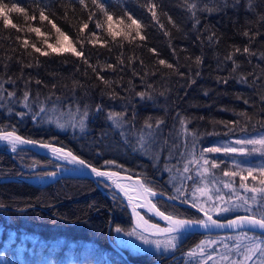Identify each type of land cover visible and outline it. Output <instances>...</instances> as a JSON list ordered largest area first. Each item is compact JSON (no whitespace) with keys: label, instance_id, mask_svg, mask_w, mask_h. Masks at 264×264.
Returning a JSON list of instances; mask_svg holds the SVG:
<instances>
[{"label":"trees","instance_id":"trees-1","mask_svg":"<svg viewBox=\"0 0 264 264\" xmlns=\"http://www.w3.org/2000/svg\"><path fill=\"white\" fill-rule=\"evenodd\" d=\"M3 2L9 6L16 3L26 10L27 16L10 14L17 28L5 27L0 18V96L4 97L0 100V128H15L28 138L55 142L97 167L140 176L155 191L167 197L177 196L181 202L187 199L190 204L189 195L197 182L193 171L198 164H189L188 173L183 167L193 155L199 159L204 148L213 147L219 140L264 132V100L261 99L264 96V59L261 58L264 0H97L113 17L112 31L122 33L115 37L109 32L104 12L92 0H84V4L80 0ZM192 4L195 8L189 7ZM41 8L69 36L77 50L81 49L77 36L84 39L83 52L88 63L70 52H51L48 44L55 47L58 34L48 21L40 20ZM152 11L156 12L155 18ZM128 14L140 22L141 34L146 39L136 36L135 26L126 27L131 23ZM32 15H36L35 20L28 18ZM84 23L88 28L80 32ZM97 23L101 24L100 28H96ZM34 27L40 28L43 35L31 31ZM125 32H130V36L123 35ZM33 44L49 55L36 52ZM245 47L249 53L243 52ZM237 48L241 51L236 52ZM229 55L232 59L226 58ZM197 57L202 63L196 62ZM160 60L174 67L161 65ZM109 64L115 70L108 68ZM97 73L110 85L98 79ZM25 91L30 93L28 108L24 107ZM113 91L118 95L110 98ZM8 92H14L15 96L8 97ZM138 92L149 93L152 99H141ZM76 104H87L90 108L83 133L71 129L57 132L44 124L45 115L55 110L67 113L68 106ZM41 105L46 111L34 119ZM96 105H102L103 110L97 112ZM21 112L25 113L22 117L17 115ZM109 112H127L130 123L123 129L115 128L107 119ZM148 118L153 124L157 119L163 120L150 150L143 153L136 143H128L127 148L130 145L135 149L129 154L130 159H119V167L105 166L104 155L92 143L98 144L111 131L117 137L122 133L126 139L138 138ZM181 118L195 135L184 134ZM21 147L22 151L13 153L9 145L0 143V177L34 180L38 176L45 178L46 172L59 173L72 167L47 153ZM33 164L36 167H30ZM240 169L220 164L214 172L222 170L223 175V171ZM172 176L176 178L173 182ZM187 176L193 180L186 179ZM223 178L240 195H252L239 188V176L223 175ZM204 182L215 186L209 189L211 195L216 189L222 192L218 183H208L206 179ZM246 183L250 187L260 186L251 178ZM177 188L184 194L177 193ZM227 193L232 195V189L227 188L224 195ZM150 199L168 214L203 218L198 210L185 205L158 196ZM199 200L206 205L207 197L200 196ZM211 202L218 201L213 197ZM238 212L246 213L243 207H238L225 216H212L226 218ZM143 213L149 221L161 224ZM117 226L124 231L133 227L129 212L122 197L100 179L66 175L45 184L17 179L0 181V264H233V256L243 254L242 247L249 243L239 238L241 230L186 232L176 249L165 254L132 252L124 247L121 253L112 245L116 243ZM254 234L264 239V234L248 231V236ZM218 236L221 238L203 254L187 255L204 238ZM219 254L227 259L221 255L218 258ZM209 256L212 258L208 259ZM253 261L259 264L257 257L246 264Z\"/></svg>","mask_w":264,"mask_h":264},{"label":"snow or ice","instance_id":"snow-or-ice-1","mask_svg":"<svg viewBox=\"0 0 264 264\" xmlns=\"http://www.w3.org/2000/svg\"><path fill=\"white\" fill-rule=\"evenodd\" d=\"M94 4H97V0H92ZM81 4H84V0H80ZM97 6L101 9V11L104 12L105 16L107 17L108 21V29L109 32L113 37L117 35H121L120 32H113L112 31V24L111 21L113 19L112 15H110L103 4H97ZM155 5H152V9H155ZM190 8H195V4H192L189 6ZM11 13H23L27 16L26 10L22 7H19L16 3H11V6H9L8 3H4L3 0H0V18L3 20V24L5 27L11 26L12 28H17V25L12 22V20L9 18ZM153 18L156 17V12L152 11ZM29 19L35 20L36 15H32L28 17ZM39 18L41 21H48L49 24H51L52 28L55 29L56 33L58 34L56 46L54 47L52 44H48V48L51 50L52 53L56 54H63L65 52H70L73 56L80 57L83 59L84 63H88V58L84 56L83 52V45H84V39L80 36H77L76 42L81 45V49L77 50L76 46L71 42L69 36L61 30L50 18L48 15L45 14V10L41 8L39 10ZM128 20L131 21L130 24L126 25L128 29H132L133 26H135L136 30V36L140 38V40L146 39L144 35L141 34V24L138 20L134 19L130 14L127 15ZM91 19V17H90ZM169 22L171 21V17H169ZM121 23H123V20H121ZM101 24L97 23L96 28H100ZM163 27V25H161ZM88 28V24L84 23L82 28L80 29V32H83L84 29ZM31 31L35 32L37 35H43L41 33L40 28L34 27L31 28ZM92 35H95L93 32ZM126 37L130 36V32L123 33ZM245 36L248 35L247 32L244 33ZM132 39H135V37H132ZM64 41H68L67 44L64 43ZM47 42V41H45ZM89 43H93V41H88ZM25 45H27L28 41L25 40ZM32 47L35 49L36 52H39L41 55L47 56L49 55L48 51H41L39 47H36L35 44L32 45ZM150 51L155 52V49H150ZM236 52H240L241 50L239 48L235 49ZM244 53H249L250 50L248 47H245L243 49ZM227 59H232L231 55L226 57ZM262 59H264V54L261 56ZM196 62L202 63L200 57L196 58ZM123 63V61H121ZM159 63L161 65H165L168 68H173L174 66L172 64H167L166 61L160 60ZM235 63V62H234ZM31 66V65H29ZM92 67L91 65H89ZM108 68L114 69V66L109 64L107 66ZM93 71L96 72L95 67H93ZM98 79H100L105 85H110V82L105 80L103 76H100L99 73H97ZM193 83L195 81H192ZM224 83H227L226 80L223 81ZM242 82H246V79L242 78ZM37 83H41L40 81H37ZM30 93L28 91L24 92V107L28 108L29 104L27 103ZM110 98H115L118 94L114 91L111 92ZM8 97H14V92H8ZM137 96H139L141 99H152L151 94L145 93V92H138ZM4 97L0 96V100H3ZM262 100H264V96L261 97ZM247 103V101H245ZM69 112L68 115L70 119L66 121L65 123H60L59 118H57V126L60 128H65L66 126H71L73 129L78 128L81 132H83L87 127V120L90 116V108L87 104L81 106L79 104L76 105H69ZM95 110L97 112L102 111V105H96ZM46 111L45 107L43 105L40 106L39 111L35 113L34 119L36 115H39L40 113H44ZM17 115H20L21 117L25 115V113H17ZM127 112H109L107 114V119L112 122V125L117 129H123L126 124L130 123L127 119ZM135 118L133 114V119ZM49 122H52L51 119H49ZM180 123L183 127V132L185 135H195L194 133H190L186 126L185 119L181 118ZM163 124V120L157 119L155 123L153 124L151 122V118H148L143 128H141L138 132V138H137V145L138 150L147 152L151 146L156 142V136L160 129V125ZM0 141L5 142L7 145L10 146V149L13 153H16L18 151H22L23 148L21 146L24 145H31L33 147L39 146L40 148L48 149L52 153L54 157L57 159L65 160L70 164L73 165H79L84 169H89L92 174H94L96 177L106 178L107 180H113L114 177H120L121 173L117 171H111V170H103L101 167H96L90 164L85 159L81 158L79 155L74 154L71 150H66L64 147H57L52 143L43 142V141H37L33 139H29L26 137H23L21 135H18L16 132V129L13 128L11 131H7L4 128H0ZM166 143V141H165ZM236 145H239V147L234 146H227V147H208L204 148L201 151L199 159H196L193 155V159L189 160L187 163L184 164L183 171L185 173H188L190 171L189 164H200V161H203V163L200 165L202 168V172L198 171L197 175L200 176L203 173H208L210 171V168H217L219 167V164L212 160L211 163L209 159L204 155L205 153H220L223 152L225 154H240V155H251L253 153H259L261 156H264V135H261L259 138H253V139H238L235 141ZM248 145H252V148H248ZM195 146V145H194ZM259 146V147H257ZM105 165H113L115 164V161H105ZM210 164V168L206 167ZM30 167H36V164L30 165ZM59 167V166H58ZM119 167V166H118ZM235 168L240 169L239 164L234 165ZM166 170L171 171V169ZM246 171L247 175H244L243 172ZM254 173H258L259 175H256ZM57 173L56 172H46L43 175L48 177H54ZM223 175L225 177H240V184L239 188L244 189L246 193L250 192L252 193L251 196L246 195H240L236 192L235 188L233 187L232 183H224V188L232 189V195L236 197L237 200L241 201L240 204L235 205L236 207H243L246 214L243 216H237L235 219L228 220L226 224H222L220 221L213 219V216L210 214L211 211H215L217 214L229 212L232 210L230 207H220L219 205L214 204L213 208L209 209L204 206L199 200V196H205L207 197V201H213V195L210 194V190L207 186V184L204 185V187H195L192 191V201L191 206L193 208H197L199 212L203 214L204 218L201 219H189V218H181L178 215L175 214H166L163 211H160L156 204L152 202V200L149 197H155L158 194L162 195L163 193H157L152 187L149 186L148 182L145 179H141L140 176L136 177V184L139 185V188L143 190L144 194V202L143 203H136L133 204L134 200H139L140 197H133L129 195L130 191H136L135 188H129L125 187L124 185L113 181L115 183V186L120 189L121 192L124 193L125 197H127L129 205H132V213L134 217L140 216V214L136 211V208H147L149 212L154 211L155 215L159 216L162 220L167 222V226L161 228L159 224H152L150 225L151 235H160L164 234L166 236V239L163 241L160 239H149V236L143 235L142 232H147L149 229L143 228L141 229V232L137 231V227H140L137 225V227H133L130 231L124 232L125 235L128 236H137L138 239H140L144 244H152L155 245L157 249H160L161 247L164 248V251H170L174 250L177 247V242L179 241L180 234L188 229L194 228V227H201L205 229H209L212 227L216 228H234V229H240V236L247 240L250 244L249 247H247V252L244 255L243 261H237L233 262V264H246L247 261L253 260V257H257L259 260V264H264V239H261L259 236H256L255 234L253 236H248V231H254L256 229H259L261 233H264V164H261L257 167H249L247 169H240L239 171H223ZM251 178L252 181L258 182L260 186H249L246 181ZM127 179L131 180L132 177H127ZM186 179L193 180L192 176H187ZM195 183V181H194ZM177 193H180L183 195V190L181 188L176 189ZM197 193H199V196H197ZM216 195L215 200L221 201L224 199V196L219 194L220 190L216 189ZM259 194V195H257ZM169 199L175 200L178 199L177 196H169ZM232 196L228 197V200L231 201ZM205 201V203H207ZM189 201L187 199L183 200L182 203H188ZM140 219L143 220V217L140 216ZM144 224H148L147 220H144ZM115 231L117 233H121L124 231L120 226H117L115 228ZM201 244H204L202 241ZM237 250L239 251L240 245H236ZM198 249L201 253H203L204 249L203 247L198 246ZM257 254H259L257 256ZM188 256H195V251H190ZM212 257L209 256L208 259H211ZM224 259H227V257H224ZM253 264H256V261H253Z\"/></svg>","mask_w":264,"mask_h":264},{"label":"rangeland","instance_id":"rangeland-1","mask_svg":"<svg viewBox=\"0 0 264 264\" xmlns=\"http://www.w3.org/2000/svg\"><path fill=\"white\" fill-rule=\"evenodd\" d=\"M57 118H59V122L60 123H65L66 121H68L70 119L68 112H60V111H53L50 114L45 115L44 119V124L46 126H50V128H52V130H56L57 132H64L68 129H71L72 131H77L78 134L83 133L81 132L78 128L73 129L71 126H66L65 128H60L57 126ZM49 119H51L52 122H49ZM85 131V130H84ZM261 135H264V132L256 134L255 136H245V137H235V138H229V139H224V140H219L214 142V146L213 147H227V146H234V147H239V145L235 144V141L238 139H253V138H259ZM104 139H102V141L98 142V144L96 143H92V145H95L96 147H98L101 151L100 154L104 155V162L105 161H115V164L113 165H105V163L103 162V164L107 167L109 166H119L118 160L119 159H130V153L133 151H135V149H133L132 146L128 145L127 148V144H135L137 141L136 137H129L128 139H126V137H124V135L122 133H120V136H116V134H114V131H111L107 134L104 135L103 137ZM137 144V143H136ZM138 147V146H137ZM249 149L252 148V145H248L247 146ZM259 147V146H257ZM150 150V149H149ZM88 151H91V149L88 148ZM130 151V152H128ZM143 152V151H140ZM145 153V152H143ZM134 157V156H132ZM210 163L212 160H215L219 165L220 164H226V165H232L234 167L235 164H239L241 169H247L249 167H257L261 164H264V156H261L259 153H253L251 155H240V154H225L223 152L220 153H211L210 155L206 156ZM152 159V158H151ZM203 163V161H200V164H198L197 168L193 171V175L196 176L197 182L194 186L195 187H204V185L206 184L204 181L205 179L208 180L209 182H215L218 183L219 186H221L222 188V192L220 191L219 194L224 196V199L221 201H218L216 203L214 202H209L207 201L205 207L206 208H213L214 204L219 205L220 207H230L232 208L231 211L229 212H225V213H220L217 214L215 211H211L210 214L211 215H216V216H225L228 213L232 212L235 210L236 207V203L234 202V200H237L234 196H232L230 193H227V195H224V192L227 190V188H224V183H227L228 181L224 180L223 175H222V170L221 171H215L213 168H210V164L206 167L210 168V171L208 173H203L202 175L198 176L197 172L200 171L202 172V168L200 167V165ZM235 168V167H234ZM66 169H72V167L70 168H66ZM65 169V170H66ZM237 169V168H236ZM221 172V173H220ZM184 175V174H182ZM178 177L182 178L180 175H178ZM174 179L175 176H172L171 182L175 181ZM178 182V181H177ZM179 183V182H178ZM213 183H209L208 188L212 189L213 187H215L214 185H212ZM217 193L213 194V197H215ZM197 196H199V193H197ZM232 196L231 201L228 200V197ZM190 198H192V194L189 195ZM200 197V196H199ZM133 228V227H132ZM132 228L126 230V231H130ZM126 231H122L121 233H117L116 231L114 232L115 234V240H116V244H118L119 246H121L122 248L124 247L125 249H128L130 251H140V252H144V251H149L151 253H158V254H165L166 251H164V248L161 247L160 249H157L155 247V245L152 244H144L140 239L137 238V236H128L125 235L124 232ZM138 231V230H137ZM139 232V231H138ZM143 235H147L149 236V239H160V240H164L166 239L165 235H155V236H151L145 233H142ZM183 233L180 234V238H182ZM179 238V239H180ZM218 238L221 237H207L203 239L204 244H201V242L197 245V247L194 249V251L196 253H199L200 255L204 253H201L198 249V246L203 247V249H207L208 247L214 245V241H217ZM239 238L241 240H245L243 239L241 236H239ZM250 244H246L245 243V247H242V249H244V253L240 254L238 257L237 256H233V260L234 262L243 260L244 255L247 252V247H249ZM168 252V251H167ZM238 253V252H237ZM221 254H219L217 257L219 258ZM259 254H257L258 256ZM221 257H226L224 255H221Z\"/></svg>","mask_w":264,"mask_h":264},{"label":"water","instance_id":"water-1","mask_svg":"<svg viewBox=\"0 0 264 264\" xmlns=\"http://www.w3.org/2000/svg\"><path fill=\"white\" fill-rule=\"evenodd\" d=\"M12 130V129H11ZM11 130H8L7 131H11ZM18 135H21L18 131H16ZM23 137H26L24 136L23 134L21 135ZM28 138V137H26ZM31 139V138H29ZM33 140H36L34 138H32ZM39 141V140H37ZM2 141H0L1 143ZM43 142H48V141H43ZM48 143H52V142H48ZM54 144L55 146L57 147H63L57 143H52ZM24 147H27L29 149H31L32 151H36V152H40V153H47L49 155H51L53 158H56L52 155V153L50 152V150L48 149H44V148H40L39 146H36V147H33L31 145H24ZM66 150H70L69 148L67 147H64ZM74 154L78 155L77 153H75L73 150H71ZM80 156V155H79ZM81 157V156H80ZM82 158V157H81ZM84 159V158H83ZM61 160V159H59ZM63 162H67L65 160H61ZM88 161V160H86ZM89 162V161H88ZM68 163V162H67ZM90 163V162H89ZM70 164V163H69ZM92 164V163H90ZM72 166V169H66V170H63L59 173H57L54 177H48L46 176L45 178L44 177H36L34 178V180H29L28 178L26 177H13V178H8V177H0V181L4 180V179H17V180H20V181H29L30 183H39V184H45L46 182H50V181H53L55 180L57 177H60V176H66V175H71V176H84V177H91V178H94V179H97V180H101V181H104L105 183H107L109 186H111L114 191H116L120 197H122L123 201H125V206H126V209H127V212H129V215H130V218H131V222H132V226L133 227H137V225H139L140 227H137V230L139 232H141V229L143 228H147L149 229V231L147 232H142V233H145V234H148V235H151L150 232H151V229H150V225L152 224H159V223H156V222H152V221H149L143 212L147 213L148 215H150L152 218L154 217L157 221L161 222L160 227L163 228V227H166L167 226V222L162 220L159 216L155 215L154 211L152 212H149L147 210V208H136V211L140 214V216L143 217V220L140 219V216L138 217H134L133 216V213H132V205H129V202H128V199L127 197H125L124 193L120 191L119 188H117L115 186V183H113V181H116L122 185H124L125 187H129V188H135L136 191H130L129 192V195L130 196H133V197H140L139 200H134L133 201V204H136V203H143L144 202V194H143V190L139 188V185L136 184V177L135 175H132L131 173H127V172H124L122 170H118V169H113V168H105V167H101L103 170H111V171H117V172H120L121 175L120 177H114L113 180H107L106 178H101V177H96L94 174H92L90 172L89 169H84L82 168L81 166L79 165H73V164H70ZM93 166H96L94 164H92ZM97 167V166H96ZM100 167V166H98ZM127 177H132L131 180L127 179ZM157 192V191H156ZM159 193V192H157ZM158 197H161L162 199H166V200H169L173 203H178L180 205H185L187 207H190L192 209H196L198 210L197 208H193L191 206L190 203H182L181 201L175 199V200H171L169 199V197H167L166 195L162 194V195H157ZM151 198V197H149ZM153 202V200H152ZM154 203V202H153ZM158 208V207H157ZM159 209V208H158ZM160 210V209H159ZM162 211V210H160ZM165 212V211H163ZM166 214H168L167 212H165ZM201 213V212H200ZM202 214V213H201ZM246 213H241V212H238V214H234V215H230L226 218H215L213 217V219H216L218 221H220L222 224H226L228 220H232V219H235L237 216H243L245 215ZM202 217H203V214H202ZM204 218V217H203ZM144 220H147L148 221V224H144ZM240 229H234V228H227V227H224V228H216V227H212V228H209V229H205V228H201V227H194V228H191V229H188L182 233H186V232H192V233H196V232H199V233H203V234H207V233H218V232H228V231H239ZM253 232H256L258 234H264V233H261V231L259 229H256L254 230ZM160 235H164V234H160ZM151 236H154V235H151ZM112 245L121 253H123V249L116 243H112Z\"/></svg>","mask_w":264,"mask_h":264}]
</instances>
